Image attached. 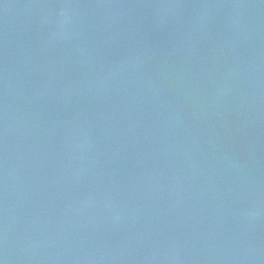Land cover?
I'll return each instance as SVG.
<instances>
[{"label":"water","instance_id":"95a60500","mask_svg":"<svg viewBox=\"0 0 264 264\" xmlns=\"http://www.w3.org/2000/svg\"><path fill=\"white\" fill-rule=\"evenodd\" d=\"M2 264H264V0H0Z\"/></svg>","mask_w":264,"mask_h":264},{"label":"snow or ice","instance_id":"6c2138e0","mask_svg":"<svg viewBox=\"0 0 264 264\" xmlns=\"http://www.w3.org/2000/svg\"><path fill=\"white\" fill-rule=\"evenodd\" d=\"M0 264H2V261H0Z\"/></svg>","mask_w":264,"mask_h":264}]
</instances>
